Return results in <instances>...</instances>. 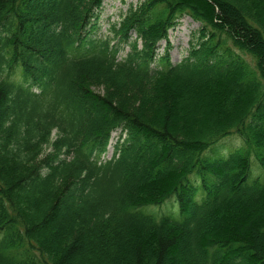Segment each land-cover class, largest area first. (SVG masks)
<instances>
[{
  "label": "trees",
  "instance_id": "trees-1",
  "mask_svg": "<svg viewBox=\"0 0 264 264\" xmlns=\"http://www.w3.org/2000/svg\"><path fill=\"white\" fill-rule=\"evenodd\" d=\"M102 4L0 0V264H264V0Z\"/></svg>",
  "mask_w": 264,
  "mask_h": 264
},
{
  "label": "rangeland",
  "instance_id": "rangeland-1",
  "mask_svg": "<svg viewBox=\"0 0 264 264\" xmlns=\"http://www.w3.org/2000/svg\"><path fill=\"white\" fill-rule=\"evenodd\" d=\"M140 0H103L102 9L98 15V25L95 31L96 36H105L110 38L109 42L115 44L118 40L117 36L114 35L112 31H109V25L111 22H116L120 18V14L124 13L131 5H136ZM199 24L194 22L189 17H183L179 20L178 24L169 31L168 35V56L172 63L179 62L183 59L190 48L191 39L195 38L196 35L193 33L196 31ZM135 34L132 33V39ZM165 41L159 42L158 51L160 54L163 52L165 47ZM119 58L126 55L128 51L127 45L124 43H119ZM252 64V63H251ZM118 134L117 131L113 132L111 135V146L108 148L107 152L101 157L102 160L108 159L111 156L112 144ZM227 145H234L235 142H224ZM156 208L155 206H146V210L152 212Z\"/></svg>",
  "mask_w": 264,
  "mask_h": 264
}]
</instances>
